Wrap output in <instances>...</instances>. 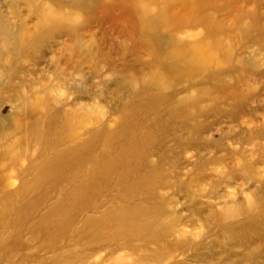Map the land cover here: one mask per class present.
Wrapping results in <instances>:
<instances>
[{
    "label": "rangeland",
    "instance_id": "374dc122",
    "mask_svg": "<svg viewBox=\"0 0 264 264\" xmlns=\"http://www.w3.org/2000/svg\"><path fill=\"white\" fill-rule=\"evenodd\" d=\"M69 114L68 133L80 130V139L100 122L124 132L118 145L139 139L133 161L145 154L157 170V196L149 200L164 209L143 235L156 232L171 248L168 264H264V0H0V194L36 182L28 196L39 203L0 226L10 248L0 247V264L96 261L94 254L76 259L100 246L93 234L53 242L20 227L64 196L68 185L36 174L60 143L54 123ZM33 125L45 140L27 135ZM109 187L106 180L92 186L96 193L85 199L100 208L71 214L76 230L88 215L124 203ZM69 203L55 217L64 206L71 211ZM43 241L50 247L35 250ZM67 243L81 251L59 254ZM132 246L115 255L125 264L156 263L155 254Z\"/></svg>",
    "mask_w": 264,
    "mask_h": 264
},
{
    "label": "bare ground",
    "instance_id": "6f19581e",
    "mask_svg": "<svg viewBox=\"0 0 264 264\" xmlns=\"http://www.w3.org/2000/svg\"><path fill=\"white\" fill-rule=\"evenodd\" d=\"M132 80L135 82L140 81L139 77L136 75H132ZM32 108L33 110L35 109L34 106H32ZM63 118V123L59 121L54 123V126H56L55 135L60 138V143H68L66 145L67 147L60 150V145L62 144L59 143L54 147L55 151L51 153V155L45 153V157L43 158L44 162L37 167L38 172L36 174L37 177H35L39 179L41 176H47L50 178L49 181L54 179L52 184L55 185V187H59L60 182H64L68 186L63 193L64 196L53 206V210L51 208L46 214L36 218L32 225H30V222L23 223V225H20V227H23L22 230L27 229L31 231L36 236L35 240H39L41 237L45 236L53 242L64 241L68 236L72 237L73 242H79L83 237L93 234V237H96L100 242V246H93L96 247L95 251H93L94 248H91L90 252L76 256V259L82 262L87 258L86 254H94V259H96V261L93 264H101L106 260H108L106 263L114 262L125 264L126 260L124 256H116L115 252L120 250L121 247L133 245L132 250L134 252L141 251L155 254L157 259H154V257L153 260L156 261L152 260V262H156L155 264H168V262L174 258L171 248L167 246L165 242L157 238L156 232H151L147 234L148 236L143 235L147 229H153L154 223L161 218L160 215L163 214L164 209L161 205H154L156 203L155 201L149 200L151 195L157 196L155 192L158 190V184H153L157 170L145 157V154L140 157L138 163L133 161L134 158L137 159V156L134 155L137 152L136 150L140 149L139 139L130 140L125 145H118L119 137L121 134H124V132L122 130L116 132L109 131L108 127L102 122L99 124V126L101 125L100 127L97 126L89 129L85 134L87 136L80 139V130L76 131L74 129V132L70 131L68 133L69 129L72 128L74 115L69 114L63 116ZM132 130L140 134H146L143 129H136L134 127ZM26 133L35 140H45L48 136L45 132H40V129H38L36 125H33ZM143 142L145 141L141 140L140 144ZM142 148H144V146ZM22 153V151H19L18 154H13L11 156L13 159L19 160ZM55 171L56 173L59 172L58 175ZM53 174H55V176H53ZM58 177H60L59 181L56 179ZM100 180H106L107 184H110V190H117V197L119 196L125 201L120 207L114 206L108 209L103 216L93 217L88 215L84 220V227L76 230L75 221L73 222V220L70 219L71 214L76 219L78 215L86 211V208H91V210L100 208L97 199L92 202H87L85 199L89 191L94 194L96 193V190L92 189V186ZM5 187V189H7L8 186ZM36 187L37 184L35 182L32 186L24 185V187L18 189H1L0 226L3 227L2 229H6V227L9 228L10 222L7 217L13 215V212H17V215H24V212L27 210L30 214L34 213L39 203L37 200V204L34 206L33 200L29 199L28 194H31ZM149 189L152 190V193L148 191ZM146 193L149 194L145 199V202L149 200L148 203L143 201V195ZM18 198H20L22 202L19 211L16 209L13 210V202ZM131 200L134 201V204L130 202ZM64 203L66 205H68V203L73 204L71 211L69 207L64 206V214L55 217L58 210L63 208L61 205ZM86 229L89 230L84 233ZM4 232L6 231H0V247L8 250L10 249L6 246L8 245V236H5ZM113 234L121 237L122 239L120 240L124 241V243L108 242L111 240L110 236H113ZM35 236H33V238ZM149 237H151L150 241L147 240ZM135 239L139 240L141 243H132ZM48 243L45 244L43 241L37 244L35 250L44 249L47 247L46 245H48ZM147 244H152L154 247L158 248L155 249L154 252L150 251L147 249ZM69 246V243L63 245V248L61 247L62 251L60 250L59 254L71 255L74 254L75 251L80 250V246L74 247V249ZM160 246L166 249L167 255H159L157 253L158 250L161 249ZM85 249L86 248L83 250ZM103 250H106L105 253L107 255L102 254L104 252ZM129 253H131V251L128 252V254ZM0 259L5 258L0 256ZM171 264H188V261L173 262Z\"/></svg>",
    "mask_w": 264,
    "mask_h": 264
}]
</instances>
